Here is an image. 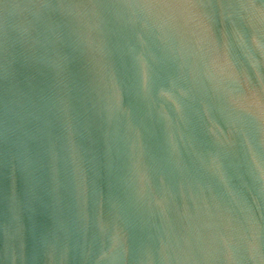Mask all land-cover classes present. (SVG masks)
I'll return each instance as SVG.
<instances>
[{
  "label": "water",
  "instance_id": "1",
  "mask_svg": "<svg viewBox=\"0 0 264 264\" xmlns=\"http://www.w3.org/2000/svg\"><path fill=\"white\" fill-rule=\"evenodd\" d=\"M0 264H264V0H0Z\"/></svg>",
  "mask_w": 264,
  "mask_h": 264
}]
</instances>
